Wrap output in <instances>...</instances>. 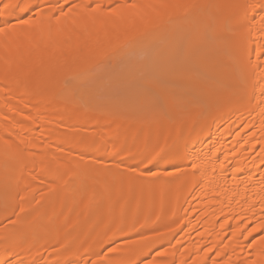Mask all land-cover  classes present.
<instances>
[{"label": "bare ground", "instance_id": "6f19581e", "mask_svg": "<svg viewBox=\"0 0 264 264\" xmlns=\"http://www.w3.org/2000/svg\"><path fill=\"white\" fill-rule=\"evenodd\" d=\"M199 13L235 51L180 75L192 119L96 97L106 58ZM0 188V264H264V0H0Z\"/></svg>", "mask_w": 264, "mask_h": 264}, {"label": "rangeland", "instance_id": "374dc122", "mask_svg": "<svg viewBox=\"0 0 264 264\" xmlns=\"http://www.w3.org/2000/svg\"><path fill=\"white\" fill-rule=\"evenodd\" d=\"M226 1L227 0H223V5L226 4ZM190 22L191 24L188 23L189 25L186 24L182 26L180 28V31L178 29L177 33L180 32L179 34L172 36V34H174L173 32L168 33L165 37V43H163V45V41H142L140 44H137L135 46H127L122 49L121 52H119L117 55H110L108 58H106L107 63L105 60L104 65L98 66L91 71L89 78L97 77L98 79L102 80V83L100 84L101 86L98 85L95 90V93L97 91L96 97H101L102 99L99 100H105V97H107V95L108 99H110L109 97L112 96L114 99L121 100L122 102H120V106L123 103L125 104H122L123 106L128 107V111L125 110L124 107L122 109L119 107V109H121L120 113L122 112V114L124 115L123 118H125L127 115L129 116V114H134L135 111L139 110L137 111L139 112V126H136V130H141V124H144L143 121L145 123H150L158 118V121L165 120L166 122H162L163 124H167V122L169 123L167 119L170 118L169 116L171 112L173 114V111L177 110L183 112L185 111L184 114L187 113L186 116L192 119L195 115L193 112V107L197 104L198 99L201 100V98L204 97L202 92L207 87V84L205 83L206 85L203 84L197 87L194 83L190 84L191 82H186L185 80L183 81V79L178 80L179 78H181L180 75L184 77L188 76V78L189 76H191L192 78H195L197 82H200L199 79H201L202 82L204 81V77H202V75H205L204 64L207 61L209 62V60L213 58L214 53L217 52L216 55H221L225 64L229 63L230 59H233L235 50L231 47H225L226 39L225 35L222 34L224 32L216 34L214 29H216L217 26L214 25L210 28L206 26L205 13H199V15L197 14ZM196 30H202L204 32L200 38V41L196 42L199 53H196V50H198L196 49V47L195 49H193V47L195 46L193 45L194 38L190 35ZM225 69L226 67H224V69L222 70H219L217 68H214V70H212L213 82L217 84H222L225 82L226 76L225 74H223ZM159 70L167 71L169 73L163 79L156 80L155 78H153V76ZM174 71L178 72L177 75H179V77L174 78L175 75L172 77V74L176 73ZM69 75L71 77H74L71 74ZM71 77L70 79L68 77V79H65H67L66 81L68 83L70 82V84H72L74 88L80 89L81 91L87 89V82L81 81L86 78L72 79ZM65 79L63 80L64 82ZM235 80L236 78H233L230 80V82L234 83ZM63 81L57 82L56 84L59 83L60 85V83H62V86L60 85L61 88H65L66 86L70 85L67 84V82L64 83ZM142 81H145L144 83L146 85ZM53 84L52 86L56 85ZM163 86L165 87V89L163 88ZM55 87L57 88V86ZM136 97L139 99V101H137ZM167 98H173V100L171 99L169 101L167 100ZM133 100H136L137 102H133ZM146 100H149L152 106L149 101L147 102ZM165 100L169 101V103ZM113 105H115L114 102ZM133 110H135L134 113L132 112ZM141 119L144 120L142 121ZM177 125L181 124L179 123L176 124V126ZM176 126H174V130H176ZM126 127L128 128L129 126ZM126 127L125 129H127ZM130 128H132V126H130L129 129ZM179 128L180 127L178 126L177 130ZM201 129L202 128L197 127L194 130ZM7 192L10 193V191L8 190ZM7 192L0 191V195L4 193L3 195L9 197V194ZM5 224H7V221L5 222Z\"/></svg>", "mask_w": 264, "mask_h": 264}]
</instances>
